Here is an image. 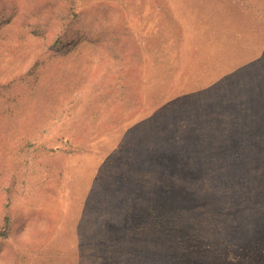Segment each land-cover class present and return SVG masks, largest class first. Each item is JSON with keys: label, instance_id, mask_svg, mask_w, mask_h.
Masks as SVG:
<instances>
[{"label": "rangeland", "instance_id": "1", "mask_svg": "<svg viewBox=\"0 0 264 264\" xmlns=\"http://www.w3.org/2000/svg\"><path fill=\"white\" fill-rule=\"evenodd\" d=\"M0 264H264V0H0Z\"/></svg>", "mask_w": 264, "mask_h": 264}, {"label": "trees", "instance_id": "2", "mask_svg": "<svg viewBox=\"0 0 264 264\" xmlns=\"http://www.w3.org/2000/svg\"><path fill=\"white\" fill-rule=\"evenodd\" d=\"M3 222L4 223L0 227V236L2 237L6 236V234L8 233L7 231L9 230V217H7Z\"/></svg>", "mask_w": 264, "mask_h": 264}]
</instances>
